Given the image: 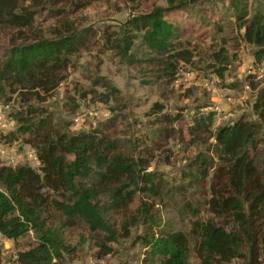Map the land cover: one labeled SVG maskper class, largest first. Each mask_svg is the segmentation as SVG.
<instances>
[{"label": "trees", "instance_id": "16d2710c", "mask_svg": "<svg viewBox=\"0 0 264 264\" xmlns=\"http://www.w3.org/2000/svg\"><path fill=\"white\" fill-rule=\"evenodd\" d=\"M166 2V7L154 6L146 13L129 17L121 27L120 37L109 40L104 35L100 46L117 50L128 62H139V58L127 53L135 36L132 32H138L147 52L164 54L163 58L142 59L158 60L162 73L170 78L176 62L191 61V54L187 49H176L174 41L179 31L165 19L167 10L178 8L182 1ZM19 9L18 0H0V26L17 28L28 24L30 17L19 14ZM93 34L87 26L18 44L9 41L0 58V95L7 87L10 92L20 90L21 95L43 102L66 78L73 67L72 58L87 48ZM242 38L252 45L255 64L264 56V13H255L244 23ZM155 107L162 108L159 104ZM252 109L256 120L240 115L213 131V111H199L190 117L185 128L187 141L199 142L204 150L188 161L191 169L186 175L191 177L196 191L204 195L210 216L191 221L188 233L153 225L143 237L142 264H187L188 252L198 264H226L232 259H239V264L264 262V85L255 91ZM45 112L42 107L29 105L24 115H14L15 132L31 147L37 167L0 164V230L12 240L29 229L34 233V241L15 252L13 261L17 264H62L57 230L47 222L54 212L66 223L82 221L91 231L102 230L105 239L115 240L106 221L107 213L127 205L137 191L157 195L162 187L158 176L139 173L138 161L117 151L114 140L99 129L67 135L53 127L50 114ZM166 115H161L156 139L166 140L177 133L172 121L179 115ZM2 136L3 140L6 135ZM143 152L145 158L139 157L145 161L142 169L150 157L146 149Z\"/></svg>", "mask_w": 264, "mask_h": 264}, {"label": "rangeland", "instance_id": "374dc122", "mask_svg": "<svg viewBox=\"0 0 264 264\" xmlns=\"http://www.w3.org/2000/svg\"><path fill=\"white\" fill-rule=\"evenodd\" d=\"M179 1L182 2L178 8L167 10L165 19L179 31L180 36L174 41L176 49H187L191 61L178 60L170 78L162 73L158 60L142 59L163 58L164 54L147 52L140 44L138 32H132L135 36L127 53L139 58V62H128L117 50L100 46L104 35L109 40L120 37L121 27L129 17L146 13L154 6L166 7V0H18L17 12L27 13L30 22L17 28L0 26V58L9 41L18 44L87 26L94 31L87 48L72 58L73 67L68 69L66 78L43 102L21 95L20 90L10 92L4 88L0 103L6 101L9 110L0 135H6L3 144L12 150L0 156L1 165L26 163L37 167V160L25 155L31 147L15 132L14 115H24L30 105L42 107L45 114H50L53 127L67 135L99 129L114 140L117 151L138 161L139 173L151 172L162 184L157 195L137 191L127 205L107 213L106 221L115 240L105 239L102 230L91 231L82 221L66 223L54 212L47 222L57 230L62 264H142L143 237L153 225L188 233L191 221L210 216L204 195L196 191L191 177L186 175L191 169L188 161L204 150L199 142L187 141L185 128L190 117L199 111H213L211 131L240 115L257 119L252 102L255 91L264 85V75L257 80L252 76L250 81L245 72L254 66L253 47L243 40L242 30L253 14L264 13L263 0ZM156 104L162 108L156 110ZM162 113L166 117L179 115L172 121L177 133L166 140L154 136L162 125ZM261 132L264 134V127ZM143 149L150 156L144 169L145 161L139 160L145 158ZM33 235L29 229L16 240L2 243L1 264H14L15 252L31 244ZM239 263V259H232L226 264ZM187 264H198L191 252Z\"/></svg>", "mask_w": 264, "mask_h": 264}, {"label": "built area", "instance_id": "2783aa9c", "mask_svg": "<svg viewBox=\"0 0 264 264\" xmlns=\"http://www.w3.org/2000/svg\"><path fill=\"white\" fill-rule=\"evenodd\" d=\"M246 74L252 78V76L255 78V80L260 79L264 75V56L259 59L258 62L254 64L252 67L246 68ZM9 110V104L8 103H0V132H2L3 126H4V115ZM88 114H90L88 112ZM7 150H12L11 148H7L6 145L3 144L2 138L0 136V156L2 155H8ZM27 156H33V151L29 150L25 152V155ZM11 160V159H10ZM7 240H12L11 238L5 236L1 230H0V245L2 243H5ZM14 264H17V262H14Z\"/></svg>", "mask_w": 264, "mask_h": 264}]
</instances>
